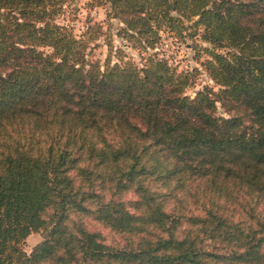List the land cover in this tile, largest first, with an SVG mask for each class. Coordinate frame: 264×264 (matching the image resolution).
<instances>
[{"label":"trees","instance_id":"16d2710c","mask_svg":"<svg viewBox=\"0 0 264 264\" xmlns=\"http://www.w3.org/2000/svg\"><path fill=\"white\" fill-rule=\"evenodd\" d=\"M64 1L0 0V264H264V0H99L140 66ZM186 21L215 90L149 52Z\"/></svg>","mask_w":264,"mask_h":264},{"label":"rangeland","instance_id":"374dc122","mask_svg":"<svg viewBox=\"0 0 264 264\" xmlns=\"http://www.w3.org/2000/svg\"><path fill=\"white\" fill-rule=\"evenodd\" d=\"M58 23L68 25L75 36L85 33L87 27L93 33L94 39L89 43L86 50L88 60H97L102 63L109 56L111 62L119 60H130L140 66L147 53L141 51L138 43L126 39L118 33V28L122 25L119 20L109 12V6L99 0H65L62 8L55 15ZM182 37H177L174 33L166 30H158V41L153 50L158 57L164 58L167 64L173 67L176 72L187 70L192 73V81L185 89L189 95L200 89L202 86H216L208 78L207 74L200 66L206 58L202 47L208 46L200 40L202 33L201 26H191V22L184 23ZM194 32L191 37L189 34ZM40 240L39 233L29 234L23 243V249L28 252L30 248Z\"/></svg>","mask_w":264,"mask_h":264}]
</instances>
